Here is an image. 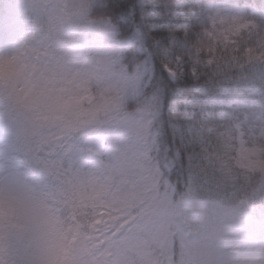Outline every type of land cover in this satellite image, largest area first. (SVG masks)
I'll list each match as a JSON object with an SVG mask.
<instances>
[{
	"label": "clouds",
	"instance_id": "obj_1",
	"mask_svg": "<svg viewBox=\"0 0 264 264\" xmlns=\"http://www.w3.org/2000/svg\"><path fill=\"white\" fill-rule=\"evenodd\" d=\"M202 11L187 60L160 45L168 75L205 86L169 140L109 0H0V264H264V20ZM165 181L201 202L179 228L219 242L129 231Z\"/></svg>",
	"mask_w": 264,
	"mask_h": 264
},
{
	"label": "trees",
	"instance_id": "obj_2",
	"mask_svg": "<svg viewBox=\"0 0 264 264\" xmlns=\"http://www.w3.org/2000/svg\"><path fill=\"white\" fill-rule=\"evenodd\" d=\"M112 14L117 17L119 31L123 38H129V59L148 57L149 72L153 83L160 86L162 94V119L166 134L171 139L170 121L183 122L190 107L200 103L205 95L202 82L190 77L171 79L160 63V45H170L173 50L188 59V53L205 23L202 8L206 5H220L208 0H190L195 11L186 21L172 7L173 0H109ZM257 19L264 20V11L249 9ZM159 42V43H157ZM256 73H264L257 67Z\"/></svg>",
	"mask_w": 264,
	"mask_h": 264
},
{
	"label": "snow or ice",
	"instance_id": "obj_3",
	"mask_svg": "<svg viewBox=\"0 0 264 264\" xmlns=\"http://www.w3.org/2000/svg\"><path fill=\"white\" fill-rule=\"evenodd\" d=\"M149 72L147 60L144 62L143 73ZM169 76L176 79L173 73ZM162 103V102H160ZM173 137H181L184 129L178 123L172 122L169 124ZM164 135L163 130L157 133L158 139ZM165 167L171 169L174 161L169 160L167 155L164 157ZM163 191H160L161 185L157 183L156 196L148 207L144 208L138 216L133 217L128 221L126 227L129 231L144 232L147 234H158L162 238L170 233H179L181 240L187 245L189 251L202 247L208 241L219 242L220 237L211 227L206 230L196 233L188 229L181 230L179 222L184 220L187 222L185 213L191 209L195 211L201 204L200 201L186 197L180 201L175 199V188L166 181L162 185Z\"/></svg>",
	"mask_w": 264,
	"mask_h": 264
},
{
	"label": "rangeland",
	"instance_id": "obj_4",
	"mask_svg": "<svg viewBox=\"0 0 264 264\" xmlns=\"http://www.w3.org/2000/svg\"><path fill=\"white\" fill-rule=\"evenodd\" d=\"M209 2H218L220 5L229 6V5H236V4H246L249 9H259L264 11V5H261L260 0H208ZM125 42L128 44L131 42L129 38H124ZM149 69V66H148ZM168 74V73H167ZM170 77V76H169ZM173 79L172 77H170ZM192 108V107H190Z\"/></svg>",
	"mask_w": 264,
	"mask_h": 264
}]
</instances>
